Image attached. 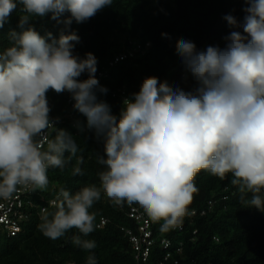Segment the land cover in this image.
<instances>
[{"label": "clouds", "instance_id": "1", "mask_svg": "<svg viewBox=\"0 0 264 264\" xmlns=\"http://www.w3.org/2000/svg\"><path fill=\"white\" fill-rule=\"evenodd\" d=\"M245 2L242 21L224 17L232 29L224 48L201 51L190 40L177 41L194 90L146 77L116 116L97 97L108 91L95 76L97 58L74 55L80 37L69 30L73 20L84 23L113 0H0V29L18 6L22 29L9 32V46L0 50V199L20 189L46 190L49 168L63 170L77 157L76 139L49 115L47 93L67 91L103 143V155L96 153L103 170L99 185L75 193L60 188L38 230L57 240L77 229L71 240L90 253L87 264H97L96 242L86 237L95 231L90 209L102 194L116 206L138 205L167 233L189 214L195 177L205 171L221 180L231 174L244 207L264 211V0ZM49 15L64 25L58 37L31 26ZM83 73L88 78L79 80ZM83 163L76 158L72 175L84 174Z\"/></svg>", "mask_w": 264, "mask_h": 264}, {"label": "trees", "instance_id": "2", "mask_svg": "<svg viewBox=\"0 0 264 264\" xmlns=\"http://www.w3.org/2000/svg\"><path fill=\"white\" fill-rule=\"evenodd\" d=\"M245 7V0H113L112 6L105 7L86 22L77 24L73 20L69 30L80 37L73 52L81 58L91 52L97 58V69H101L107 67L115 55L130 47L129 40L142 44L150 42L144 55L125 59L110 68L109 77L104 79L110 89L106 94L97 93L101 101L109 104L111 113L119 116L124 99L139 92L146 77L155 76L173 88L194 90L197 83L187 73L176 52L177 41L181 38L190 40L201 51L208 46L224 48V37L232 30L224 17L232 15L242 21ZM20 15L18 6L0 29V50L9 46V32L22 31L18 27ZM30 23L42 36L51 32L58 37L64 28L50 15L34 18ZM87 78L88 74L83 73L78 79ZM113 93L116 95L112 96ZM69 96L67 91L47 93L50 118H59L67 112ZM75 111L76 117H81L78 122L86 128L85 132L72 128L71 118L57 127L76 139L77 157L84 159L80 165L84 174L72 175L77 157H73L63 170L49 168V185L46 190H35V205L27 209L29 218L23 223L22 231L7 236L0 229V264H87L90 253L76 247L71 240L72 236L80 235L77 229L57 240L46 238L38 230L42 207L52 209L49 201H55L60 188L75 193L87 184L99 185L97 174L103 166L96 162V153L103 155V143L87 127V118ZM230 180L231 174L221 180L205 171L198 173L195 177L198 192L181 228L162 233L160 224L154 223L155 243L149 249L148 261L142 264H158L161 260L163 264H264V211L244 207ZM209 201H212L211 205ZM129 209V204L116 206L103 194L90 209L96 214V227L86 238L96 242L93 254L97 264L136 262L126 230H135L137 223L128 215ZM193 210L194 214L191 213ZM203 210L206 211L202 214ZM102 217L107 222L98 227ZM163 237L171 241L168 249L161 244ZM166 252H170V256L164 260Z\"/></svg>", "mask_w": 264, "mask_h": 264}, {"label": "built area", "instance_id": "3", "mask_svg": "<svg viewBox=\"0 0 264 264\" xmlns=\"http://www.w3.org/2000/svg\"><path fill=\"white\" fill-rule=\"evenodd\" d=\"M128 43L130 44V47H127L122 52L115 55L113 59L109 60L107 67L97 69V72L95 73L96 78L99 80V84L108 90L110 88L107 83L104 82V79L109 77L110 68L115 67L118 62L125 59L144 55L147 51V48L150 46V42L142 44L141 42L129 40ZM98 92L99 91H97V93ZM114 95H116V93L112 94V96ZM98 100H100V98H98ZM67 103L68 110L59 117L58 124L64 122L68 118H71L73 119L71 122L72 128H79L82 132H85L86 128L81 126L78 122L81 120V117H76V111L73 107L74 101L71 96H69ZM53 119L55 120V118ZM34 195L35 190L28 188L18 190L17 193H15L10 199H0V229L3 230L7 236H15L22 231L23 223L29 218L27 209L28 207L35 205ZM53 203L54 200L49 201V204L53 205ZM211 204L212 201H209V205ZM45 208V206L42 207V210ZM205 211L206 210H203L201 213L203 214ZM191 213L194 214L195 210H193ZM128 215L132 217L137 223L135 230H126L132 243L133 250L135 251L136 262L134 264H142L143 262L148 261L150 252L149 249L155 243L152 230L154 223L147 217L143 209L138 205H130ZM106 222V218L102 217L98 227L103 226ZM179 228H181V226H179ZM161 244L163 248L168 249L171 245V241L169 238L163 237L161 239ZM169 256L170 252H166L164 255V260H166ZM67 264L74 263L68 262ZM158 264H163V260L159 261Z\"/></svg>", "mask_w": 264, "mask_h": 264}]
</instances>
